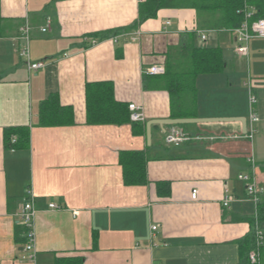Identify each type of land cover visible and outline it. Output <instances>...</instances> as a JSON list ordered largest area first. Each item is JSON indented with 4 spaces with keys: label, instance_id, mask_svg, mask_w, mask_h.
I'll list each match as a JSON object with an SVG mask.
<instances>
[{
    "label": "crops",
    "instance_id": "1",
    "mask_svg": "<svg viewBox=\"0 0 264 264\" xmlns=\"http://www.w3.org/2000/svg\"><path fill=\"white\" fill-rule=\"evenodd\" d=\"M139 1L0 0V264L71 257H83V264H237L240 243L255 234L256 223L264 247V220L256 221V205L238 180L247 174L264 187V39L250 40L247 58L237 54L230 33L215 31L200 42L197 32L207 29L189 9H163L128 33L97 42L90 37L131 26ZM189 33L196 45L219 47L225 60L222 73L196 78L189 119L241 118L246 128L235 120L155 124L148 146L146 129L136 136L131 124L86 123V84L102 82L112 84L116 102L139 106L145 124L171 119L168 93L144 88L143 76L164 66L168 48L186 42ZM24 46L30 62L44 63L41 69L30 71L19 57ZM53 94L72 108L73 125H38L40 104ZM250 94L258 119L251 138ZM22 127L29 129L28 148H6L4 130ZM173 130L189 140L166 144ZM140 151L148 157V183L125 186L119 154ZM28 189L35 263L20 260L18 213ZM225 190L234 197L228 207L222 205Z\"/></svg>",
    "mask_w": 264,
    "mask_h": 264
},
{
    "label": "trees",
    "instance_id": "2",
    "mask_svg": "<svg viewBox=\"0 0 264 264\" xmlns=\"http://www.w3.org/2000/svg\"><path fill=\"white\" fill-rule=\"evenodd\" d=\"M252 6V20L264 19V0H140L137 6V19L126 28L110 32L92 34L95 41L108 36L128 33L137 29L147 20L155 19L163 9H189L196 12L200 29L230 31L239 28L244 21L246 6ZM2 18L0 15V30ZM178 47L168 48L165 54L164 73L157 76H143L146 89L163 90L168 93L171 119H189L195 115L196 78L203 74H219L225 69L223 52L219 47L196 45L194 33ZM86 123L88 125L120 126L131 124L133 135L145 136L144 122H131L128 105L114 100V91L109 82L90 83L85 87ZM74 124L71 107L61 106L56 94L50 95L39 107L40 127H66ZM17 141L11 145L10 140ZM30 133L26 127L4 130L6 148L25 149L29 146ZM119 165L122 168L125 186H143L148 183L145 151L121 152ZM257 222L264 220V203L256 206ZM253 223V221H250ZM23 244L24 228H23ZM241 257L237 264H250L248 255L255 248V234L252 230L240 243ZM259 263L264 264V247L260 248ZM83 257L56 259L54 264H83Z\"/></svg>",
    "mask_w": 264,
    "mask_h": 264
},
{
    "label": "built area",
    "instance_id": "3",
    "mask_svg": "<svg viewBox=\"0 0 264 264\" xmlns=\"http://www.w3.org/2000/svg\"><path fill=\"white\" fill-rule=\"evenodd\" d=\"M254 14V9L252 6L248 5L245 8L244 13V21L242 25L234 30L230 31H223L230 33L234 36L236 47L235 50L237 54L247 58L248 56V44L252 39H264V19L259 20H252ZM166 25H169L167 22ZM28 31L29 29L26 27L24 29L25 39L28 40ZM44 31V30H43ZM216 30H205V31H198L197 35L200 42H206L207 35L210 33H215ZM137 36V35H136ZM137 38H132V41H135ZM95 42L90 41V45H93ZM19 57L26 61V65L28 69L32 72L41 69L44 66L43 62H35L32 63L29 61V50L28 46H24L22 49L19 50L18 53ZM164 73V66L157 65L152 66L147 70V74L152 76L162 75ZM256 103L255 97L250 94L249 95V106L251 108L249 114V128L247 130V136L252 137L253 134L256 132L255 124L257 123L258 119L252 110V107ZM140 108L136 104H129L128 111L130 113V121L131 122H143L144 117L143 114L139 111ZM189 140L185 135L181 134L178 131H171L167 134L164 138V142L168 145L177 146L180 143ZM15 141V140H14ZM238 180L243 183L245 186V192L247 197L257 206L261 202V198L264 196V187L257 184L254 177L241 174L238 176ZM191 198L196 200L197 198V191L193 190L191 193ZM234 197L229 192V190H225V196L222 201V205L224 207H228V205L233 202ZM50 209L58 210L59 207L53 203L49 204ZM20 224L24 228V239L25 243L22 248V254L20 255V260L25 261L28 263H35L37 256H36V249H35V231H34V216H35V209H34V196L30 189L26 192V202L24 203L23 207L21 208L20 212L18 213ZM156 226H153L151 229L152 231L156 230ZM263 246V234L260 231L259 225L255 224V248L250 251L248 255V259L250 264H258L259 263V255H260V248Z\"/></svg>",
    "mask_w": 264,
    "mask_h": 264
},
{
    "label": "water",
    "instance_id": "4",
    "mask_svg": "<svg viewBox=\"0 0 264 264\" xmlns=\"http://www.w3.org/2000/svg\"><path fill=\"white\" fill-rule=\"evenodd\" d=\"M225 120H231V119H167V120H150L146 123L145 129H146V143L148 146L151 144V132L150 128L152 125H159V126H179V125H190V124H202V123H208L213 121H225ZM240 121L243 122L245 128H246V120L245 119H232L231 121Z\"/></svg>",
    "mask_w": 264,
    "mask_h": 264
}]
</instances>
